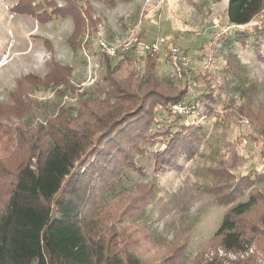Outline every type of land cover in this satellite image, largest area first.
Here are the masks:
<instances>
[{"label": "rangeland", "instance_id": "rangeland-1", "mask_svg": "<svg viewBox=\"0 0 264 264\" xmlns=\"http://www.w3.org/2000/svg\"><path fill=\"white\" fill-rule=\"evenodd\" d=\"M11 1L0 0V101H9L8 93L20 75L32 72L43 76L47 68L42 69V61L51 56L73 67V89L68 85L28 88L32 112L11 121L12 126L20 127L22 135L38 125L44 133L54 132L48 119L58 116L59 108L68 105L74 108L66 120L69 125L74 123L72 128L80 129L79 123L87 122L89 117L87 107H81V93H86L84 97L95 98L98 94L102 100L109 99L107 93L94 87H108L103 79L107 55L99 44L101 40L115 50L110 55L111 65L125 54L131 58V67L123 64L118 74L129 75L132 87L143 76L172 88L187 85L188 95L176 103L177 111L171 112L169 107L170 111H165L166 107L153 103L157 123L150 127L152 136L141 139L128 153L127 160L133 165L122 162L118 179L104 189L103 195L92 196L94 200L89 202L93 203L84 208L87 216L82 225L88 240L95 241L93 246L106 248L104 255L117 252L118 256H126V261L137 258L139 264H173L175 256L179 264H197L199 257L204 261L214 258L213 264H264V178L259 176L264 172V61L250 46L234 39L238 30L255 21L246 26L228 25V0H129L117 1L113 6L93 0L94 15L100 18L97 31L86 30L82 46L73 50L67 42L73 27L71 17H53L42 23L30 15L11 12L18 0ZM56 2L64 4L63 0ZM9 11L14 18L8 19ZM44 38L51 41L52 52L44 46ZM156 40H162L157 51L145 48L144 44ZM128 42L131 45L126 47ZM171 47L177 50L180 74L168 57ZM56 52L65 53L68 59ZM230 61L236 66L234 72L228 68ZM208 86L214 90L216 101L206 114L203 106L189 104ZM92 89L95 91L88 96ZM248 106L253 110L249 117L244 112ZM89 107L99 112L101 106ZM89 122L96 127L94 120ZM183 122L201 128L193 154L190 158L180 154L177 167L154 170V152L164 149L169 138L155 132L168 126L177 130ZM30 147L24 144L8 149L11 176L0 184V213L12 187V174L28 162ZM141 185L152 187L153 198L144 203L135 199ZM213 185L223 198L234 200L218 203L209 190ZM249 194L255 203L238 221L246 238L245 250L226 251L212 236L224 212L247 200Z\"/></svg>", "mask_w": 264, "mask_h": 264}, {"label": "trees", "instance_id": "trees-1", "mask_svg": "<svg viewBox=\"0 0 264 264\" xmlns=\"http://www.w3.org/2000/svg\"><path fill=\"white\" fill-rule=\"evenodd\" d=\"M63 1L64 4L59 5L56 0H18L10 9L11 12L30 15L42 23L53 17H71L73 28L67 42L73 50L78 49L87 29L97 31L100 18L94 15L93 0ZM98 1L113 6L117 1L129 0ZM225 15L228 25L246 26L255 21L252 26L238 30L234 39L245 47L250 46L258 59L264 61V0H228ZM223 38L226 39V34ZM43 44L53 51L48 38L43 39ZM110 58V55L105 56L103 71L108 87L97 86L100 84L91 86L107 93L109 99L102 100L98 94L95 98L84 97L86 93H81V107H87L89 117L87 122L82 120L79 123L80 129L72 128L74 123L69 125L66 120L67 113L74 108L72 105L60 107L58 116L48 119L49 128L54 132L44 133L42 126L38 125L36 130L22 135L19 126H12L13 118L32 112L33 102L28 88L38 85H68L74 88L70 81L72 65L61 64L53 56L45 61L47 72L43 76L32 72L20 75L15 88L8 93L9 101H0V184L11 176L8 149L14 145L31 146L28 162L12 174V187L0 213V264H139L137 258L129 257L126 261V256H118L117 252L104 255L106 248L100 244L93 246L95 241L88 240L82 225L87 216L84 208L87 203L88 207L93 203L89 202L94 200L92 196L103 195L104 189L107 190L118 179L122 162L133 165L127 160L128 153L138 146L141 139L152 136L150 127L153 122L157 123L153 103L156 101L157 105L166 107L165 111L172 112L171 106L185 100L188 88L186 84L182 88H172L151 76L136 79L132 87L129 75L118 74L123 64L131 67V58L125 54L113 65ZM229 64L231 67L228 68L234 72L236 66L231 61ZM93 90L88 96L93 94ZM215 95L208 86L189 106H203L207 111L205 113L209 114L216 101ZM111 98L114 101L111 102ZM89 106L101 107L97 112ZM244 112L249 117L253 110L248 106ZM79 115L80 112L76 117ZM89 120H94L96 127H92ZM200 131V126L184 122L177 130L168 126L163 131H156L155 134L161 133L169 138L164 142V149L154 152V170L177 167L176 158L180 154L190 158ZM23 136L25 139L21 140ZM222 172L226 178L224 170ZM259 176L263 179L264 172ZM209 190L222 205L235 198H223L214 185ZM147 198H153L152 187L141 185L135 199L144 203ZM254 203V196L249 194L247 200L235 203L224 212L212 236V239L219 240L224 250H245L246 238L238 228V221ZM181 246L186 248V245ZM201 258H198L200 262L197 264L214 262V258L210 261ZM173 261V264L181 262L176 256Z\"/></svg>", "mask_w": 264, "mask_h": 264}, {"label": "built area", "instance_id": "built-area-1", "mask_svg": "<svg viewBox=\"0 0 264 264\" xmlns=\"http://www.w3.org/2000/svg\"><path fill=\"white\" fill-rule=\"evenodd\" d=\"M133 39L135 40L134 42H136V39L137 38L134 37ZM161 41L162 40H156L154 43H152V44H144V46H145L146 49L152 50V52H155V51H157L160 48ZM130 42H128L127 44H125V46L126 47L130 46L131 45V44L129 45ZM134 42H132V43H134ZM99 44L102 46V51L103 52L105 51V54L106 55H113L114 54L115 50L112 49V48H110L109 46H107V44H105V42H103L101 40L99 42ZM176 54H177V50H176L175 47L169 48L168 57H169L172 65H174L175 71H177V73L180 74L182 70H181L180 60L177 58V55ZM176 105L177 104L172 105V109L177 111Z\"/></svg>", "mask_w": 264, "mask_h": 264}, {"label": "crops", "instance_id": "crops-1", "mask_svg": "<svg viewBox=\"0 0 264 264\" xmlns=\"http://www.w3.org/2000/svg\"><path fill=\"white\" fill-rule=\"evenodd\" d=\"M14 1H17V0H12L11 2H14ZM8 15H10L9 17H8V19H12V18H14L15 17V15H13L10 11H9V13H8ZM69 17V16H68ZM7 19V20H8ZM73 24L71 23V26H72ZM30 28V27H29ZM73 28V27H72ZM71 28V29H72ZM88 30V29H87ZM70 31H72V30H70ZM69 31V32H70ZM86 33V32H85ZM26 46V45H25ZM43 48V47H42ZM44 49V51H45V48H43ZM57 53V55H59V54H62V53H58V52H56ZM41 55V54H40ZM38 57V56H37ZM40 57V56H39ZM61 58H63V59H65L66 60V58H67V55L64 53V54H62V56H60ZM69 57V56H68ZM68 59V58H67ZM3 64V63H2ZM68 65H70V64H68ZM41 66H42V69H45V63H44V60L42 61V64H41ZM46 72H44V74H45ZM12 89H13V87H12Z\"/></svg>", "mask_w": 264, "mask_h": 264}]
</instances>
